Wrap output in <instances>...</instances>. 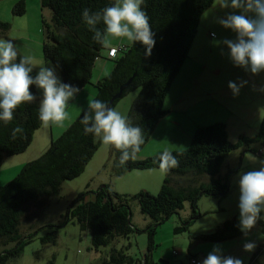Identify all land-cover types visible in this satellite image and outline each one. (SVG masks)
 <instances>
[{"label":"trees","instance_id":"obj_1","mask_svg":"<svg viewBox=\"0 0 264 264\" xmlns=\"http://www.w3.org/2000/svg\"><path fill=\"white\" fill-rule=\"evenodd\" d=\"M214 1L144 0L142 7L150 18L156 41L150 55L145 54L144 46L139 43L124 46L125 49L118 51L114 58L109 59L106 55L113 62V67L94 84L96 92L93 98L107 104L119 87L132 78L121 98L129 92L139 90L126 116L133 125L142 128L144 143L140 151L151 138L158 122L168 114L163 109L166 95L188 58L201 16ZM40 2L42 9L46 8L51 12L49 21L44 18L41 20L42 57L57 70L61 82L81 90L90 84L94 63L104 49L93 40L94 33L83 22L82 11L85 8L92 12L100 11L111 6L114 0ZM24 13L25 1L17 0L12 14L22 16ZM98 27L103 29L102 24ZM8 29L9 24L0 21V33ZM31 91L37 97L35 102L22 104L17 108L11 122L0 121V166L6 158L24 153L32 143L34 132L42 126L38 119L37 88L32 86ZM119 100L113 102L112 108ZM86 110L87 107L84 111ZM82 116L83 111L57 139L50 141L49 147L41 155L25 163L15 178L0 186V264L19 258L23 247L37 234L38 231L26 236L19 233L21 220L27 216L29 209L44 208L48 199L57 195L63 182L75 179L84 171L98 150L96 137L84 131ZM16 126H20L23 132L13 137L12 129ZM256 147L264 155V116L255 136H240L235 143L228 141L226 125L223 123L199 126L187 149L170 151L179 160V166L168 170L160 167V157L136 160L140 151L134 158L120 165V153L110 147L115 156V174L118 176L132 170L162 169L165 176L158 193L152 195L141 190L133 195L119 194L109 185H102L96 191L81 192L67 208L65 222L72 221L81 228H88L91 246L97 252L118 238H127L132 232H141L131 224V205L136 202L140 213L152 221L144 229L147 234V251L143 259L133 260L123 249L111 248L101 264H154L151 253L156 248L154 239L157 227L171 216L178 215L184 203L189 202L190 217L180 220L181 225L174 229L175 234L186 232L193 220L200 216L197 213L200 198L205 196L221 199L228 195L229 176L239 167L220 177L225 159L239 150L256 152ZM254 228H259L264 236L262 219ZM243 235L245 233L234 219L202 238L211 242H223ZM41 241L53 242L54 233L47 234ZM248 264H264V240L258 245Z\"/></svg>","mask_w":264,"mask_h":264},{"label":"rangeland","instance_id":"obj_2","mask_svg":"<svg viewBox=\"0 0 264 264\" xmlns=\"http://www.w3.org/2000/svg\"><path fill=\"white\" fill-rule=\"evenodd\" d=\"M16 1H0V21L9 24V29L0 33V39H12L21 55H33L38 62L43 61L46 66H51L42 57L43 35L41 32V20L44 18L49 21L51 12L46 8L42 9L40 0H24V15L14 16L12 8ZM218 5L219 0H215L214 4L201 16L188 58L175 77L163 103V109L167 111L171 106L182 105L185 113L181 110L178 112L174 110L162 118L147 144L136 155V160L161 157L165 151L187 149L194 133L192 128H195V124H199V126H208L214 123L225 124L230 143H235L241 135L253 136L257 131L256 127L252 125V119L256 118V114L252 111L251 106L260 95L256 92L254 84L252 83L249 89L247 83L236 96H233L228 88L230 81H243L249 72L235 67L229 59L226 46L214 40L213 44L217 45L213 46L212 40H209L212 35L209 36L206 33V28L217 29L213 22V16L215 11L219 13V10H216ZM223 10L224 13L221 15L224 16L233 12L232 9ZM224 34V39L234 40L236 38L235 33L231 30L225 29ZM97 63L113 65V62L105 57L104 49L101 51ZM217 70L220 72L217 73ZM55 71L60 79L59 73L57 70ZM92 84L90 81V84L86 86L87 89H91L90 85ZM138 92L139 90L129 92L116 103L114 108L127 115ZM259 101L264 102V97ZM81 112L73 117L71 115V122ZM175 120L179 122L180 126L175 125ZM50 130L51 126L36 130L33 142L23 154L8 157L3 161L0 166V186L15 178L25 162L32 161L41 154L44 140L48 135L49 137L52 134L54 136L55 130L53 133ZM96 141L99 143L98 150L84 171L75 179L63 182L57 195L48 199L44 208L41 210L31 208L27 216L23 217L19 233L26 236L30 232H38L23 247L20 257L10 260L7 264H101L102 259L111 248L123 249L125 254L133 260L141 261L143 259L147 251V234L144 229L151 225L152 221L140 213L136 202L131 205V224L141 232H132L127 238H118L111 245L102 247L97 252L91 246V234L88 228H81L72 221L65 222L67 208L81 192L86 190L96 191L102 185H109L113 191L119 194L133 195L141 190L147 191L145 188H148L152 193L147 192L156 195L162 185L165 176L162 169L132 170L118 176L115 174V156L110 147L104 146L98 138ZM260 151L239 150L232 152L226 158L219 173L220 177H224L229 171L239 167L229 176L230 191L228 195L221 199L205 196L200 198L197 203V213L200 216L193 220L186 232L175 234L174 229L181 225L180 220L190 217L189 202L184 203V207L178 215L171 216L157 227L154 239L156 248L151 253L154 264H166L165 262L189 264L190 258H196L202 262L217 245L220 246L223 256L240 258L239 252L233 251L234 246L231 248L224 246L228 242H211L202 237L214 232L217 227L227 221L236 219L239 224V175L259 169L260 164L251 161L248 155L255 156L258 160L264 159V155H258ZM17 159L21 163L16 165ZM257 231L259 240H262L260 236L264 240L259 228ZM49 233H54V241L42 242L41 238ZM263 240L257 241V243H262ZM1 250L2 248H0V252ZM174 253H176L175 256Z\"/></svg>","mask_w":264,"mask_h":264},{"label":"clouds","instance_id":"obj_3","mask_svg":"<svg viewBox=\"0 0 264 264\" xmlns=\"http://www.w3.org/2000/svg\"><path fill=\"white\" fill-rule=\"evenodd\" d=\"M144 0H114L111 6L92 12L82 11L83 22L93 35V40L103 47H110L113 39L126 40L144 46L150 55L156 41L150 25V18L142 5ZM219 8L233 12L218 18L217 23L235 33V39H224L229 59L235 67L245 69L252 75L264 72V0H219ZM238 13V14H237ZM254 14V15H250ZM103 25V29L98 25ZM213 38L215 33H212ZM34 73V74H33ZM247 81H230L228 88L233 96L239 94ZM41 92L38 119L45 126L62 127L70 119L69 102L74 100L80 89L61 82L53 66H46L33 55L18 51L12 39H0V121L11 122L14 113L22 104L35 102L37 97L31 88ZM264 92V87L260 89ZM83 111L81 123L85 133L98 138L107 147L120 153L119 164L124 165L134 158L144 143V133L138 125H133L128 117L99 99L90 98L87 110ZM23 132L20 126L12 129V135ZM258 162V170L239 175L238 210L240 230L247 234L257 222L264 219V159L248 155ZM179 166V160L165 151L160 157V167L168 170ZM254 241L243 245L245 252H252ZM202 264H243L241 258L223 256L219 245L202 261Z\"/></svg>","mask_w":264,"mask_h":264},{"label":"crops","instance_id":"obj_4","mask_svg":"<svg viewBox=\"0 0 264 264\" xmlns=\"http://www.w3.org/2000/svg\"><path fill=\"white\" fill-rule=\"evenodd\" d=\"M216 10H219V13L217 11H215V14L213 16V22L216 25V28L217 29L216 30H212V29L206 28V33L209 34V36L212 35V33H215V37L216 38L215 37L213 38V36H212L211 39H209V40H212L211 41V44L213 46L217 45V44H213V40L214 41H217V42L223 41L224 40V36H225V34H224L225 29H223L217 23L218 18L225 17L224 15H221L222 13H224V10L221 9V8H219V6H217ZM252 15H254V14H252ZM130 44L131 43L128 42V41H126V40L113 39L112 45L110 47H107V48L104 47L105 57L107 55L108 49L117 48L118 46H125V47H127ZM100 64L101 63H99V64L97 63V60L94 63V66H93V69H92V74H91V80H90L93 83L92 85H90V86H92L91 89H87V87L81 89L80 92H79V94L77 95V97L72 102H69V107H68L69 110H68V112H69V115H70V119L68 121H65V123H64V125L62 127H57L55 125H51L50 132L52 131V133H53V131L55 130L54 136H53V134L50 135V137L48 135V137L46 138V140H44L45 142L43 141L44 142V145H43V149H42L41 154L49 147L50 141L53 140V139H57L62 134V132L74 121L73 120L71 122V115L73 117V115L78 114L79 112H81L82 110H84L87 107V101L90 98H93L94 95H95V92H96L95 87H94V84L98 80H100L101 78H103L104 76H106L112 70L113 65H107L106 63H102L101 65ZM219 72L220 71L217 70V73H219ZM244 80L247 81V83L249 85V89H250V87L252 86V83H253L256 92L260 95V96H258L256 98V101L254 103H252V106H251L252 107V111H254L255 114H256V118L252 119V125L254 127H256V129H257V131L254 132L255 134H253V136H255L256 133L259 130V126H260V123H261L262 118H263L264 102H260L259 99L262 98V97H264V92L260 91V89L262 87H264V72H261V73L256 74V75H252L249 72L248 75L246 76V79H244ZM90 90H92V91H90ZM37 94H38V100L40 102L41 93H40V91L38 89H37ZM180 101H181V98H180ZM262 104H263V107H261ZM182 107H183L182 105L181 106H178V107L177 106L176 107L171 106L169 108L168 113H171L174 110L176 112H178V110H181V111H183V113H185L184 112L185 110ZM174 122L176 123L175 125H179V122L178 121L175 120ZM194 127L195 128H192L193 131H195V129L199 127V124H195ZM42 128L46 129L47 127H45L42 124V126L39 128V130H42ZM35 133L33 134V137H34ZM241 136H246V134L245 135H241ZM253 136H248V137H253ZM32 142H33V140H32ZM256 149H259V147L254 148L255 151H256ZM262 153H264V150L262 151ZM262 155L263 154H261V156ZM16 156H18V155H16ZM18 158H20V157H18ZM19 162H20L19 159H17L16 160V165L19 164ZM25 163H27V162H25ZM145 189L147 191H149L150 193H152V191L149 190L148 188H145ZM261 216H264V211H262ZM262 220L264 221V219H262ZM257 230H258V228L257 229L256 228H253L247 234H245V236H240V237L235 238V239H232V240L223 241V242H228L227 245H224V246H228L227 248H231L232 246L235 247V248H233V251H235V252L238 251L239 252V255H240L239 257L243 260V264H248L250 257L254 253V250L261 243V242H258L257 243V241H262L263 240V237L262 236H260V239H262V240H259V237L257 236V234H258L257 233L258 232ZM255 236H256V239H255ZM250 241H254L256 243V247H255V249L252 252H245L243 250V245H244V243L250 242ZM175 255L176 254H174V256ZM166 264H169V262H167ZM180 264H182V262H180Z\"/></svg>","mask_w":264,"mask_h":264},{"label":"water","instance_id":"obj_5","mask_svg":"<svg viewBox=\"0 0 264 264\" xmlns=\"http://www.w3.org/2000/svg\"><path fill=\"white\" fill-rule=\"evenodd\" d=\"M133 77H134V75H133ZM131 80H132V78L128 79L124 84H122V85L119 87L118 92H116V93L110 98V100H109L108 103H107V105H108L109 107H112L113 102H114L115 100H119V99L122 97V93H123V91H124L125 89L128 88L129 84L131 83ZM258 155H261V152H258Z\"/></svg>","mask_w":264,"mask_h":264},{"label":"built area","instance_id":"obj_6","mask_svg":"<svg viewBox=\"0 0 264 264\" xmlns=\"http://www.w3.org/2000/svg\"><path fill=\"white\" fill-rule=\"evenodd\" d=\"M124 49H125L124 46H118L117 48L108 49V51H107V58L111 59V58L116 57L117 54H118V51H120V50L122 51ZM174 254H176V253H174ZM189 264H202V262L199 261L196 258H190L189 259Z\"/></svg>","mask_w":264,"mask_h":264}]
</instances>
